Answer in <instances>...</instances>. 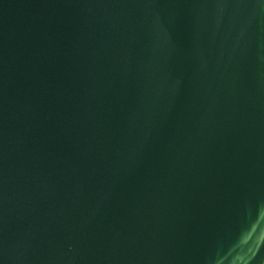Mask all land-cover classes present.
Returning <instances> with one entry per match:
<instances>
[{
  "label": "water",
  "instance_id": "obj_1",
  "mask_svg": "<svg viewBox=\"0 0 264 264\" xmlns=\"http://www.w3.org/2000/svg\"><path fill=\"white\" fill-rule=\"evenodd\" d=\"M0 264H264V0H0Z\"/></svg>",
  "mask_w": 264,
  "mask_h": 264
}]
</instances>
